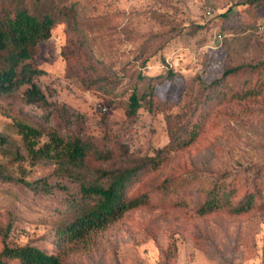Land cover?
I'll return each mask as SVG.
<instances>
[{
  "label": "rangeland",
  "instance_id": "1",
  "mask_svg": "<svg viewBox=\"0 0 264 264\" xmlns=\"http://www.w3.org/2000/svg\"><path fill=\"white\" fill-rule=\"evenodd\" d=\"M50 4L70 7V21L60 14L30 63L44 70L33 81L52 105L29 102L25 84L0 94V251L5 239L61 252L57 230L98 201L80 182L97 180L99 168L155 156L193 126L192 142L127 187L130 197L149 193L151 204L125 212L90 246L67 249L63 264H264V206L240 215L197 213L213 181L237 187L236 201L264 173V0ZM236 65L244 68L207 86ZM133 90L141 106L129 118ZM17 122L40 131L35 147L51 132L80 135L108 159L91 149L78 174L58 172L31 158ZM165 180L169 201H159Z\"/></svg>",
  "mask_w": 264,
  "mask_h": 264
},
{
  "label": "trees",
  "instance_id": "2",
  "mask_svg": "<svg viewBox=\"0 0 264 264\" xmlns=\"http://www.w3.org/2000/svg\"><path fill=\"white\" fill-rule=\"evenodd\" d=\"M51 1L48 3V0H37L35 3L37 6H33L29 0H0V94L10 93L25 84L24 94L29 102L52 105L33 81V78L43 74L44 70L30 63L40 44L50 37L52 27L60 19V14H64V18L70 21L71 17L67 12L70 7L65 11H57L54 4H50ZM42 3L47 5H40ZM243 68L244 65L228 67L219 78L214 79L207 86L216 87L227 76ZM250 92L246 91V93ZM140 106V97L136 90H133L126 105V115L129 118L133 117ZM16 125L23 141L28 145L31 158L54 163L58 172H69L71 176L78 174L77 171L85 165L89 151L97 150L91 140L80 135L64 138L56 132H51L49 140L43 145L35 147L32 138H37L40 131L26 123L17 122ZM196 133L195 127L192 126L183 136L171 137L169 143L158 150L155 156L147 157L132 166L97 169V180L88 184L80 183L83 184L82 190L96 195L98 201L57 230L54 246L61 252L45 251L32 243L10 245L4 239L0 251V264H10L11 261L15 264H63L61 255L67 252V249L90 246L95 237L107 230L125 212L151 204L149 193L143 192L130 197L126 193L127 187L143 170L156 169L171 149L192 142ZM95 155L101 159H108L107 154H102L100 151H95ZM258 173L253 179V187L246 190L236 201L237 187L225 180L213 181L206 189L197 213L206 215L224 210L233 215H240L257 205L264 206V191L261 190L264 173ZM101 178H105L106 181L99 182ZM24 182L32 184L28 181ZM167 188L166 180L159 185V201H169ZM170 203L174 207L184 205L182 201L177 200H172ZM172 246L175 248L174 243Z\"/></svg>",
  "mask_w": 264,
  "mask_h": 264
},
{
  "label": "built area",
  "instance_id": "3",
  "mask_svg": "<svg viewBox=\"0 0 264 264\" xmlns=\"http://www.w3.org/2000/svg\"><path fill=\"white\" fill-rule=\"evenodd\" d=\"M207 14H208V15H211V11L208 10V11H207ZM259 29H260L261 31H264V24H261V25L259 26ZM218 38H221V35H220V34H218Z\"/></svg>",
  "mask_w": 264,
  "mask_h": 264
}]
</instances>
